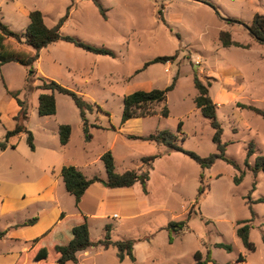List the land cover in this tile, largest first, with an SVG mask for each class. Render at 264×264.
I'll use <instances>...</instances> for the list:
<instances>
[{"label":"rangeland","instance_id":"374dc122","mask_svg":"<svg viewBox=\"0 0 264 264\" xmlns=\"http://www.w3.org/2000/svg\"><path fill=\"white\" fill-rule=\"evenodd\" d=\"M97 1L105 17L91 0H0L2 21L18 33L25 30L29 11H40L45 25L51 27L70 6L61 34L113 53V56L93 54L58 41L39 51L33 65L36 73L31 77L27 68L17 63L3 65L0 141L14 121L13 94L25 102L31 113L30 98L40 84L38 78L43 77L82 95L92 105L91 112L86 113L91 125L86 141L78 109L70 97L55 93L58 110L54 119L71 127V144L64 166L82 167L87 163L88 167L81 169L83 174L103 175L100 156L110 150L118 172L143 171L147 167L140 159L160 154L149 170L146 193L136 183L122 194V204L115 203L108 211L117 217L97 216L89 220L92 242L103 238L104 222L110 226L111 240H136L135 262L127 257L118 261L113 247L104 250L92 246L88 254L79 255L78 264H210L204 263L207 254L218 264H236L239 255L244 258L241 264H264V202H257L264 198V172L253 175L244 166L250 146L252 154L247 159L250 166L256 157H264V120L237 106L253 105L264 111V41L250 36L247 28L255 15L264 16V0ZM225 30L231 33L232 40L246 47H222L218 35ZM7 44L28 50L14 40H7ZM173 54L177 57L172 62L143 68L145 62L155 57ZM193 73L203 82L206 77L213 79L208 92L214 103L219 102L216 118L223 130L221 140L227 144L225 155L244 172L238 184L233 182L238 170L222 160L202 171L188 156L169 151L162 143L128 138L127 134L145 136L165 130L175 135L173 143L184 150L201 157L214 153L209 120L193 104L196 95ZM173 78L175 87L166 98L168 117L158 114L162 108L158 105L153 116L131 118L128 126L126 121L121 122L125 95L163 89ZM179 123L181 132H177ZM42 126V120L33 111L26 129L32 135L35 154L26 143V134L16 136L14 149L0 156V173L10 166L11 170L14 166L21 167L26 163V154L41 155ZM127 130L130 133L126 134ZM201 173L204 193L195 203ZM247 199L252 203L247 204ZM86 206L90 208V202ZM250 219L252 252L244 248L236 235L237 223ZM180 222L182 226L177 227ZM219 243L229 245L230 251L216 247ZM196 252L199 260L194 258Z\"/></svg>","mask_w":264,"mask_h":264},{"label":"trees","instance_id":"16d2710c","mask_svg":"<svg viewBox=\"0 0 264 264\" xmlns=\"http://www.w3.org/2000/svg\"><path fill=\"white\" fill-rule=\"evenodd\" d=\"M94 6L98 9L102 17L104 15V9L97 0H91ZM205 2V1H202ZM205 4H209L205 2ZM70 6L67 8L63 17L59 18L55 25L48 27L43 21L42 14L38 10H31L28 13V24L23 32H15L4 23L0 17V71L1 67L7 63H17L28 70V77H31L36 73L33 65L39 57V51L48 45L63 41L74 45L86 52H90L98 55L113 56L110 50L87 45L80 40L69 36L63 35L60 32V28L66 21L69 14ZM226 22H233L231 19H226ZM250 36L254 37L257 41H264V16L255 15L252 24L247 27ZM7 40H14L20 47L25 46L28 50L13 48L7 44ZM218 41L222 47L236 46L245 48L246 45H242L239 42L232 40L231 33L229 31H220L218 35ZM177 54L164 55L153 58L150 61L144 63L143 68L153 63L172 62L176 59ZM138 73V71L136 72ZM28 79V78H27ZM40 84L36 86L41 92L38 95L37 114L39 116H52L56 113L55 97L54 94H63L72 100L75 107L79 111V117L82 124V130L86 141L89 140L90 135L88 133V126H91L86 118V113L91 112L92 105L84 100L83 96L73 92L63 86L57 84L53 80H46L43 77L38 78ZM212 78L206 77L205 81H201L195 73H193V86L196 91V95L193 97V104L197 110H199L201 116L209 120L210 127L212 129V143L215 146V152L209 154L206 157H201L194 152L184 150L180 145L174 144L172 139L175 140V135L168 131H155L145 136L128 135V138L149 141L157 145L162 143L167 147L169 151L181 152L192 159L202 171L209 169L215 163L216 160H222L238 170L239 174L233 178V182L238 184L244 174L243 170L239 169L237 164L225 155L226 143L221 140L223 130L220 123L216 118L217 105L213 102L209 96L208 89L211 86ZM29 80H26L28 83ZM176 78H173L171 83L163 89H151V90H138L127 94L122 99V114L121 122H125L131 118H144L157 114L155 107L162 105L158 114L166 118L169 116V109L166 105L167 93L174 89ZM19 111L13 117L15 126L11 130H6L2 140L0 141V151H3L8 146L9 140L17 136L19 133L26 134V143L30 150L34 149L33 138L31 133L26 129L24 123L28 120L29 112L25 102L19 100L16 94H13ZM240 108L250 110L259 115L264 120V111L253 106L238 104ZM59 143L63 147L70 138L71 127L68 124H60L57 129ZM177 132H181V123L178 124ZM171 140V141H170ZM252 154L251 146L246 152V160L244 166L249 169L253 175L258 172H264V157H256L253 166L248 164L247 159ZM160 154L153 156L142 157L141 163L147 167L146 170L141 169H126L122 172H118L115 167L114 157L110 150L104 152L100 156V160L103 164L105 171V185L108 188H129L134 184L139 183L143 192L146 193V185L149 180V170L152 167V163L157 159ZM60 175L64 183L65 190L71 194L74 198L75 206L85 190L93 183L100 182L101 179L98 176H92L87 178L82 172L75 166H62ZM202 173L199 176L200 186L197 188V195L195 197V203H197L198 197L204 193V187L202 186ZM257 202H264V198L257 199ZM247 204H251L252 201L247 199ZM249 205V209H250ZM253 217V215H252ZM34 218L21 224V226L31 224L34 222ZM250 220L239 221L237 223L236 235L240 239L242 245L247 251H254V246L249 242V230L251 225ZM171 225V224H170ZM182 223H178L177 227H181ZM110 226H104V236L102 239L92 242L89 234V227L87 217L83 214H77L72 216H66L62 214L58 222L44 233L41 237L34 239L31 242V248L27 252L20 253L15 264H76V254L81 251H85L92 246H99L106 250L110 247L116 249V257L118 261H123L125 257L129 258L132 262L135 261L133 255V246L136 240L122 239L111 240L110 239ZM5 236V231L0 232V239ZM146 239V238H145ZM218 248H223L226 251H230V246L226 244H215ZM194 258L199 260L200 255L198 252L194 254ZM236 264L244 262L243 256L239 255L236 259ZM204 263L218 264L215 262L209 254H207ZM203 264V263H202ZM229 264V263H226Z\"/></svg>","mask_w":264,"mask_h":264},{"label":"crops","instance_id":"0c3cea01","mask_svg":"<svg viewBox=\"0 0 264 264\" xmlns=\"http://www.w3.org/2000/svg\"><path fill=\"white\" fill-rule=\"evenodd\" d=\"M192 4L195 5V3ZM40 92L36 88L31 95V113L29 112V117L32 116L33 111L37 114V99ZM215 104L218 105L219 102ZM57 110L56 105L55 115L39 116L43 125L42 129H40L42 140L41 155L37 157V155L26 154L24 158L26 163L22 164L21 167L14 166V170H11L10 166L0 173V232L5 231V236L0 239V264H15L20 253L29 251L31 242L51 229L62 214L66 216L83 214L87 217L88 227L89 220L95 219L97 216L103 219L112 218L113 215L117 217L116 213L109 214L108 211H110L113 204H122V194L127 192L128 188L111 189L106 187L104 184L105 171H103L104 174H99L98 176L101 181L91 184L81 196L78 205L75 206L74 198L65 190L60 175L62 166L67 163L64 157L71 144V134L68 143L62 147L59 143L57 132L61 122L54 119ZM18 111L19 107L16 104V110L11 116L12 120ZM129 120L125 122V125H129ZM27 121L24 123L25 127ZM14 126L15 122L13 121L10 129ZM123 129L121 128V130ZM123 133L125 134L124 131ZM127 133H130L129 130L126 131ZM21 134L19 133L17 136ZM134 136L140 135L134 134ZM15 137L9 140L6 149L0 151V156L5 154L10 148L14 149L15 142L13 139ZM32 152L35 154V149ZM88 165L85 163L82 167H75L82 172L81 169H86ZM83 175L87 178L94 176ZM87 202H90V208H87ZM33 218L35 219L34 222L21 226L22 223ZM105 225H107L106 222H104ZM80 254H88V249L76 254L77 264Z\"/></svg>","mask_w":264,"mask_h":264},{"label":"built area","instance_id":"2783aa9c","mask_svg":"<svg viewBox=\"0 0 264 264\" xmlns=\"http://www.w3.org/2000/svg\"><path fill=\"white\" fill-rule=\"evenodd\" d=\"M113 217H116V215H113Z\"/></svg>","mask_w":264,"mask_h":264},{"label":"water","instance_id":"95a60500","mask_svg":"<svg viewBox=\"0 0 264 264\" xmlns=\"http://www.w3.org/2000/svg\"><path fill=\"white\" fill-rule=\"evenodd\" d=\"M105 184V183H104Z\"/></svg>","mask_w":264,"mask_h":264}]
</instances>
